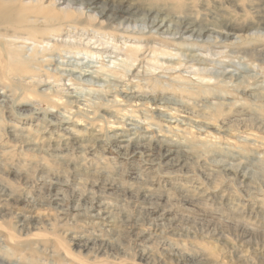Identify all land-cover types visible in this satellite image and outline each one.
I'll use <instances>...</instances> for the list:
<instances>
[{"label": "rangeland", "instance_id": "obj_1", "mask_svg": "<svg viewBox=\"0 0 264 264\" xmlns=\"http://www.w3.org/2000/svg\"><path fill=\"white\" fill-rule=\"evenodd\" d=\"M39 1L0 24V264H264V0Z\"/></svg>", "mask_w": 264, "mask_h": 264}, {"label": "bare ground", "instance_id": "obj_2", "mask_svg": "<svg viewBox=\"0 0 264 264\" xmlns=\"http://www.w3.org/2000/svg\"><path fill=\"white\" fill-rule=\"evenodd\" d=\"M38 1V0H37ZM39 2H41V5L39 6V12L40 13H45V12H47L46 11V9H48V8H50L49 6H50V4H52L51 2H50V4L48 5V4H46V3H44V1L42 0V1H39ZM48 3H49V1H48ZM124 3V2H123ZM46 4V5H45ZM24 5H25V3H24ZM20 6V5H19ZM19 6H17L16 5V3L14 2V0L12 1V0H2V3L0 4V24H8V25H16V26H22V25H25V24H28L29 23V21H31L32 22V19H33V16H29V14L31 13V11L29 10V9H27L26 7L24 8V6H21L20 8H19ZM23 7V8H22ZM118 8V7H117ZM107 9V8H106ZM29 10V11H28ZM61 10V9H60ZM121 10V9H120ZM142 10V9H141ZM62 11H63V13L66 15V16H68V17H70V15H72L73 13L72 12H70V11H68V10H63L62 9ZM82 13V12H81ZM149 13V12H148ZM92 15V14H91ZM99 15H102V14H99ZM43 16V15H42ZM94 16V15H93ZM96 16H97V14H96ZM95 18V17H94ZM93 18V19H94ZM97 18V17H96ZM35 19V18H34ZM46 19H47V21H50V20H54L55 19V17H52V15H51V13L50 14H48L47 16H46ZM109 20H110V18H109ZM166 20V19H165ZM162 21V20H161ZM160 22V21H159ZM119 24V23H118ZM161 24V23H160ZM155 25V24H154ZM163 25H165V23H164V21L162 22V24L160 25V26H163ZM190 26V25H189ZM157 27V26H156ZM188 28V27H187ZM236 28V27H235ZM166 29V28H165ZM207 29V28H206ZM134 31V30H133ZM224 33V32H223ZM110 35V34H109ZM83 38V37H82ZM214 38V37H213ZM198 40V39H197ZM209 40V39H208ZM215 40V39H214ZM86 45V44H85ZM103 47V46H102ZM116 51V50H115ZM137 51V50H136ZM111 54H113V53H111ZM151 55V54H150ZM149 55V56H150ZM67 57V56H66ZM133 57V56H132ZM152 57V56H151ZM200 58V57H199ZM169 59V58H168ZM27 60V59H26ZM85 61V60H84ZM166 61H168V60H166ZM217 62V61H216ZM123 63V62H122ZM22 64V63H21ZM87 64V63H86ZM65 65V64H64ZM67 65V64H66ZM112 65V64H111ZM113 65H115V64H113ZM145 65V64H144ZM79 66V65H78ZM119 66V65H118ZM117 66V67H118ZM150 66V65H149ZM91 68V67H90ZM122 68V67H121ZM158 68V67H157ZM156 69V68H155ZM98 70V69H97ZM87 72H90V71H87ZM93 73V72H92ZM92 73H90V75L92 74ZM105 74H107V72L105 73ZM111 74V73H110ZM147 74V73H146ZM85 75H88V74H85ZM116 75H118V74H116ZM228 76V75H227ZM248 76V75H247ZM90 77H92V76H90ZM159 77H161V76H159ZM94 78V77H93ZM112 78V77H111ZM81 80V79H80ZM104 80V79H103ZM154 80H156V79H154ZM85 81V80H84ZM119 81V80H118ZM264 81V80H263ZM184 83V82H183ZM223 83V82H222ZM105 84H107V83H105ZM259 85V84H258ZM261 86V85H260ZM107 88V87H106ZM257 89V88H256ZM91 91V90H90ZM102 92V91H101ZM85 93V92H84ZM110 93V92H109ZM96 94V93H95ZM112 95V94H111ZM162 96V95H161ZM253 96V95H252ZM81 97V96H80ZM100 98V97H99ZM148 99V98H147ZM152 100V99H151ZM72 101V100H71ZM169 102V101H168ZM172 103V102H171ZM179 103H182V102H179ZM177 104V103H176ZM167 107V106H166ZM172 106H170V108H171ZM180 108V107H179ZM165 110V109H164ZM173 110V109H172ZM166 115V114H165ZM67 118V117H66ZM65 119V118H64ZM167 120V119H166ZM179 121V120H178ZM182 121V120H181ZM194 121V120H193ZM140 129V128H139ZM145 129V128H144ZM123 136V135H122ZM126 136V135H125ZM143 136V135H142ZM119 137V136H118ZM126 137H128V136H126ZM156 137V136H155ZM137 139V138H136ZM141 139V138H140ZM124 140V139H123ZM134 140V139H133ZM147 140V139H146ZM119 141V140H118ZM126 141V140H125ZM127 141H128V139H127ZM157 141V140H156ZM136 142H138V141H136ZM136 145H138V144H136ZM147 145V144H146ZM173 145V144H172ZM127 146V145H126ZM133 146H134V143H133ZM127 147H129V146H127ZM135 147V146H134ZM144 148V147H143ZM149 148V147H148ZM134 149V148H133ZM137 149V148H136ZM135 150V149H134ZM179 150H181L180 148H179ZM186 152H187V150L186 149H184ZM143 151V150H142ZM132 152V151H131ZM168 152V151H167ZM122 153V152H121ZM125 153V152H124ZM134 153V152H133ZM177 153V152H176ZM127 154H128V152H127ZM172 154V153H171ZM170 154V155H171ZM184 154V153H183ZM190 154V153H189ZM125 155V154H124ZM146 155V154H145ZM164 155V154H163ZM122 156V155H121ZM147 156H149V155H147ZM192 155H190V157H191ZM185 158H183V160H184ZM148 161H149V159H148ZM171 161V160H170ZM152 162V161H151ZM187 162V161H186ZM224 162V161H223ZM163 163H164V161H163ZM165 164V163H164ZM170 164H171V162H170ZM176 164V163H175ZM227 164V163H226ZM225 165V164H224ZM228 165V164H227ZM179 166V165H178ZM220 166H221V164H220ZM229 166H231V165H229ZM174 167V166H173ZM225 167V166H224ZM185 168V167H184ZM222 168H223V166H222ZM230 168L231 167H228V169L230 170ZM227 169V170H228ZM237 169V168H236ZM226 170V169H225ZM224 170V171H225ZM241 170V169H240ZM232 171V170H231ZM235 171V170H234ZM237 171V170H236ZM247 171V170H246ZM245 171V172H246ZM238 172H240V171H238ZM236 173V172H235ZM244 173V172H243ZM241 174H242V171H241ZM250 174V173H249ZM240 175V174H239ZM250 176V175H249ZM245 178V177H244ZM111 188V187H110ZM56 195V194H55ZM61 197V196H60ZM57 200V199H56ZM81 204V203H80ZM92 204V203H91ZM85 206V205H84ZM100 206V205H99ZM107 206V205H106ZM77 207V206H76ZM109 207V206H108ZM60 208V207H59ZM69 208V207H68ZM67 208V209H68ZM78 208V207H77ZM105 208V207H104ZM76 209V208H75ZM80 209V208H79ZM104 211H106V210H104ZM78 212V211H77ZM149 212V211H148ZM85 213V212H84ZM107 213H109V212H107ZM156 213V212H155ZM79 214H80V211H79ZM103 214V213H102ZM140 214V213H139ZM94 215H95V213H94ZM98 215H100V213L98 214ZM110 215V214H109ZM92 216V215H91ZM93 217V216H92ZM109 217V216H108ZM111 217H113V216H111ZM100 218V217H99ZM102 218V217H101ZM114 218H115V216H114ZM28 219V218H27ZM104 219V218H103ZM111 219V218H110ZM167 219V218H166ZM111 221H114V220H111ZM126 222V221H125ZM162 224V223H161ZM134 225V224H133ZM158 225V224H157ZM108 228V227H107ZM228 230V229H227ZM20 231V230H19ZM249 233V232H248ZM241 234V233H240ZM253 237V236H252ZM104 244V243H103Z\"/></svg>", "mask_w": 264, "mask_h": 264}]
</instances>
